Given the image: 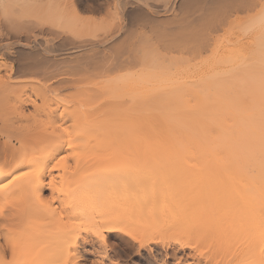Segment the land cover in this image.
I'll return each instance as SVG.
<instances>
[{
    "label": "bare ground",
    "instance_id": "bare-ground-1",
    "mask_svg": "<svg viewBox=\"0 0 264 264\" xmlns=\"http://www.w3.org/2000/svg\"><path fill=\"white\" fill-rule=\"evenodd\" d=\"M0 28V264H79L183 201L230 236L216 264H264V0H0ZM163 156L204 178L164 193Z\"/></svg>",
    "mask_w": 264,
    "mask_h": 264
},
{
    "label": "rangeland",
    "instance_id": "rangeland-1",
    "mask_svg": "<svg viewBox=\"0 0 264 264\" xmlns=\"http://www.w3.org/2000/svg\"><path fill=\"white\" fill-rule=\"evenodd\" d=\"M151 27L152 25L145 21H138L133 27L135 31L133 39H138L137 38L138 36H140L139 40L142 39L141 37L151 38L152 37ZM0 29H2L0 30V32H2L0 33L1 35L0 38L1 37L4 38L6 34L5 29L3 28H0ZM33 33L34 31L30 32V34H33ZM43 37L44 39L48 41L49 39L52 40L53 38L50 34L43 35ZM53 41H55V39ZM10 63L12 62L10 61V59H8V57L1 56L0 57V71L4 72L7 67L9 68L8 65ZM8 68L6 70H9ZM45 93L46 92L42 90H32L31 95L33 98L38 99ZM58 103L63 104L62 106H65V105L68 106L69 104H71V102H67L63 96L59 97ZM1 109H4V108H1ZM1 109H0V112H1ZM141 157L142 156H137L136 158H141ZM162 158L165 159V156H163ZM133 161L135 165L136 164L139 165L136 167L134 166L136 170L141 169L147 175V171H150V170L142 166L141 164L142 161H135V160ZM164 161L165 163L163 162L161 163L162 166L161 164H157V166H153L155 168L159 167V169H154V170H157L160 176H166L167 178H169L168 181H166L167 185L165 186L163 190V192L165 191L164 193L166 192L168 193L170 191H171L170 193H177L181 191L182 189H184L187 184L188 186L191 185V187L193 186V184H196L197 186V181H199L198 177L201 174H204L203 172L204 170L202 171V173L201 172L198 173L195 169L193 170L191 169L188 172L186 171V174H185V171H183L182 169L181 170L180 169L178 170V168L174 169L176 167H174L175 165L174 163H172V160H170V158H168L167 160L165 159ZM120 166H122V164ZM123 166H125V164H123ZM148 166L150 167V164ZM183 169H186V168L183 167ZM154 170L150 171L151 174L156 173L155 175L159 176L158 173ZM172 170H173V176L171 177ZM165 171L169 174H166ZM178 172H180V175ZM210 172L211 170H209L207 174L208 176L214 175V173H210ZM78 174H75L74 176L70 177L67 180V182H64L63 184H61V186L59 187V191L61 192L64 191L63 189H65L67 186L68 188H71L74 185H77V183L79 182L77 181V178L75 176H78ZM149 174L150 173H148V175ZM197 174H200V175H197ZM200 177L202 179L204 178V176L203 177L200 176ZM187 181H189V183ZM211 181L212 183L214 182L213 177ZM201 186H202V189H201ZM201 186L198 188L196 187L198 189L196 190L200 191L199 190L200 188L201 191L205 193L206 190L203 189V187L206 188L210 185L203 186L202 184ZM43 195H45L46 197H49L48 196L49 192L44 191ZM183 202L184 204L177 205L178 207H180L178 208L177 212L181 214L178 213L179 216L176 215V217L173 218L168 228L164 229L158 226L156 227L150 226L147 224V222H142V223H139L138 225L136 224L133 227L131 231L132 232L131 236L112 233L109 236H107L106 241L104 242L102 246H100L97 243H93V244L89 243V245L87 244L85 248L80 247L81 249H80V256L78 259V263L79 264H216V262H218L219 259L221 258L220 256L223 254L222 253L223 248L229 245V242L231 241L230 236L227 234V232H219V233L218 232H211V233L208 232L209 234L207 233V236H206L205 232L203 231L204 230L206 231L209 227L213 225L214 223L213 221H215L216 215L212 213L213 212L212 210L210 213V212H207L208 210L204 212L203 210L196 209V207L200 209H202L203 207L202 205L197 203L198 206H201V207H198L197 205H195L196 206L195 209L197 210V212L199 211V215L197 216L196 210L194 211L193 209H190L194 205L191 204L193 205L191 206L190 205L191 202L189 203L188 201H183ZM196 202L194 203L196 204ZM186 203L190 205L191 207H188ZM208 208H210V206ZM212 214L214 215L213 218H211L213 216Z\"/></svg>",
    "mask_w": 264,
    "mask_h": 264
}]
</instances>
